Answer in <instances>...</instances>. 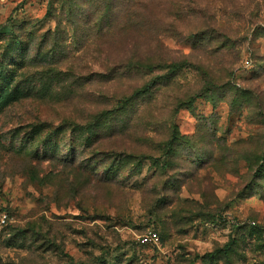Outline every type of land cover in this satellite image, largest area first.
Here are the masks:
<instances>
[{"label":"rangeland","instance_id":"obj_1","mask_svg":"<svg viewBox=\"0 0 264 264\" xmlns=\"http://www.w3.org/2000/svg\"><path fill=\"white\" fill-rule=\"evenodd\" d=\"M0 264H264V0H0Z\"/></svg>","mask_w":264,"mask_h":264},{"label":"trees","instance_id":"obj_2","mask_svg":"<svg viewBox=\"0 0 264 264\" xmlns=\"http://www.w3.org/2000/svg\"><path fill=\"white\" fill-rule=\"evenodd\" d=\"M135 1H136V0H135ZM140 1H141V0H140ZM142 90H144V88H143ZM139 91H140V92H143V91H141L140 89H138L136 93H139ZM121 103H122V101H121ZM124 104L126 105V103H124ZM178 134H179V131H178V129H177L176 132H173V133L171 134L170 139H168L166 142H164V149H165L166 154L168 153L166 150L169 149V148H172V145H173V144L175 143V141L177 140V136H178ZM165 152H164V153H165ZM127 156H128V158L131 157V155H127Z\"/></svg>","mask_w":264,"mask_h":264},{"label":"built area","instance_id":"obj_3","mask_svg":"<svg viewBox=\"0 0 264 264\" xmlns=\"http://www.w3.org/2000/svg\"><path fill=\"white\" fill-rule=\"evenodd\" d=\"M5 221V219H3V222ZM142 240L144 242L148 241V240H152V241H159V235L156 232H149L148 234H146L145 236L142 237Z\"/></svg>","mask_w":264,"mask_h":264}]
</instances>
